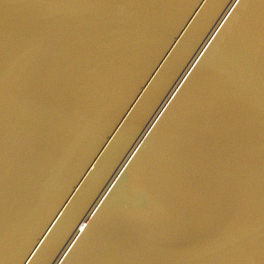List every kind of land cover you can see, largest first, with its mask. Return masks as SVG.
<instances>
[{
    "label": "water",
    "instance_id": "obj_1",
    "mask_svg": "<svg viewBox=\"0 0 264 264\" xmlns=\"http://www.w3.org/2000/svg\"><path fill=\"white\" fill-rule=\"evenodd\" d=\"M0 264H264V0H0Z\"/></svg>",
    "mask_w": 264,
    "mask_h": 264
}]
</instances>
